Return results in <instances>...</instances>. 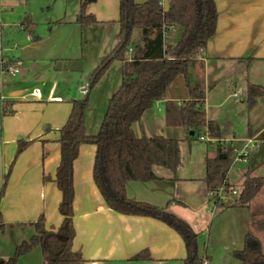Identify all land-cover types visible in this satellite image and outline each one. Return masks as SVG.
I'll use <instances>...</instances> for the list:
<instances>
[{
    "label": "crops",
    "instance_id": "crops-1",
    "mask_svg": "<svg viewBox=\"0 0 264 264\" xmlns=\"http://www.w3.org/2000/svg\"><path fill=\"white\" fill-rule=\"evenodd\" d=\"M170 1L162 0L164 9H168ZM215 2L218 9L216 33L209 40L205 53L192 63L189 79L192 85L200 86L205 92L203 107L207 119L218 122L208 117L206 108L208 102H216L219 96L223 95L221 101H217L220 103H215L216 106L231 95L237 97L240 89H237V81L234 80L236 73L231 70H244L247 83L258 89L255 104L264 100V0ZM87 13L94 15L96 21L91 25L99 28L103 37L109 33L101 55L98 52L90 68L84 67L82 36H79L77 26L71 25L73 20L67 21L60 17L64 18L61 23L55 24L46 33L36 34L31 29V15L26 13L20 21V29L24 32L15 34L16 40L13 38L8 42L4 41L5 27L0 23V192L12 165L0 202L3 221L7 226H28L27 223L37 221L41 214L45 216L49 230H56L63 221L59 211L62 192L54 180L61 158V144L58 142L60 129L69 118L72 100L83 97L93 69L116 45L119 0H93L87 7ZM64 23L75 27L70 35L58 32L59 25ZM175 29L171 28L167 33V44L168 38L174 40L172 36ZM110 36L115 38L113 43H106ZM119 63L122 74V63L116 61L91 91L85 113L86 128L91 134L96 133L101 124L100 119L94 124L89 121L90 105L95 99L94 91L103 86L112 69ZM14 68L18 71L14 72ZM179 79L180 76L172 85L181 81ZM224 80L233 82V93H230L231 87H226L229 93H224ZM36 86L40 91H33ZM116 88L111 87L110 92L114 93ZM169 90V95L167 92L162 100L166 108L161 104L163 102L158 101L143 114L140 121L148 113L152 112L155 116L165 108L172 123H178L179 108L189 99V89L186 84L185 90L180 92L181 96L189 95L183 100H176ZM113 93H107V98ZM5 102H11L7 107L12 113H3ZM140 128L145 130L144 122ZM260 130L253 135L258 136ZM22 141L30 143L19 153ZM96 150L95 144H81L74 161L73 209L76 234L73 249L81 252V264H182L187 250L183 238L174 228L153 217L119 213L106 204L93 177ZM180 169V164L176 169L155 166L157 178L129 181L127 195L133 200L166 207L194 228L195 219L192 214L204 207L207 197L208 200L210 198L206 183L207 168L192 175L181 173ZM229 172V183L239 187L236 182L230 181ZM45 175L52 179L44 180ZM229 209L245 220V226L248 217L240 211H251V205L248 208ZM259 218L255 217L254 222ZM141 252H144L142 259H132ZM204 257L207 264H210L209 255L205 253Z\"/></svg>",
    "mask_w": 264,
    "mask_h": 264
},
{
    "label": "trees",
    "instance_id": "trees-1",
    "mask_svg": "<svg viewBox=\"0 0 264 264\" xmlns=\"http://www.w3.org/2000/svg\"><path fill=\"white\" fill-rule=\"evenodd\" d=\"M93 0H80L76 21L82 25L96 21L87 13ZM29 19V17H28ZM59 22V21H58ZM57 22V23H58ZM118 32L116 45L111 53L93 69L85 94L72 100V110L66 124L60 129L58 142L61 144V158L54 177L62 192L59 211L63 216L56 230H49L45 216L29 222L35 232L29 240L22 241L6 264H16L18 258L40 246L44 264H81L80 251L73 249L75 238L74 209V161L79 147L84 143L97 146L93 177L106 204L113 210L135 216H148L164 221L183 238L187 255L182 264H205L199 253L200 232L195 231L185 220L167 210L145 201L128 197L129 181H150L157 178L154 167L163 166L176 169L180 156L179 141L164 135L138 136L133 128L143 114L158 101L166 97L172 83L184 76L190 97L179 108L178 122L194 132L204 130L211 138L220 137V125L207 119L203 109L205 92L198 85H192L189 70L192 63L202 56L209 40L215 35L218 23V9L215 0H171L168 9L162 0H119ZM171 28L181 27L180 37L173 43H166V35ZM136 28L142 30L143 42L136 46L129 59L128 51ZM119 61L122 63V78L118 89L108 100L106 111L99 129L91 134L87 131L85 113L89 106L91 91L98 85L109 68ZM250 99L253 102L257 89L251 86ZM5 102L3 113H12ZM30 142L19 144V153ZM219 155L207 165L206 183L209 190L227 177L229 158L227 148L218 142ZM6 176L0 192V202L5 191ZM44 180H51L45 175ZM233 186V185H232ZM264 187V176L246 173L240 194L229 204H221L222 209L230 207L248 208ZM210 201V198H209ZM180 203V202H179ZM256 226L264 233V217L256 220ZM6 224L0 210V232ZM144 252L134 256L142 259ZM242 264H264V240L252 231L245 234L244 245L234 251Z\"/></svg>",
    "mask_w": 264,
    "mask_h": 264
},
{
    "label": "rangeland",
    "instance_id": "rangeland-1",
    "mask_svg": "<svg viewBox=\"0 0 264 264\" xmlns=\"http://www.w3.org/2000/svg\"><path fill=\"white\" fill-rule=\"evenodd\" d=\"M79 5V0H0V23L5 27L3 33L4 41H11L16 37L15 34H22L24 32L20 29V21L26 13L31 15V29H34L36 34L48 32L55 24L61 23L64 18L67 21L73 20L74 23L71 25L77 26L78 34L82 36L84 67L90 68L95 63V59H97L95 57L98 52L101 55L104 41L109 36V33H106L103 37L99 28L94 25L83 26L78 23L75 20V13L79 12ZM55 20L57 21L54 22ZM64 24L59 25L60 29H57L59 30L58 32L70 35L75 27L68 25L69 23ZM181 31V27L175 29L174 35L172 36L174 40L173 38L172 40L168 38L169 43L175 42L180 37ZM14 39L16 40V38ZM114 39L110 36V40H107L106 43H113L112 41ZM142 42V30L136 28L133 32L130 50L128 51L130 58L134 55L136 46L142 44ZM231 71L236 73L234 80L237 81V89H240L237 97L231 95L221 105L216 106L215 103L218 100L221 101V97H223V95L219 96L220 99L216 100V102H208L206 108L208 117L216 119L221 125L220 137L218 139L209 137L204 130H199L195 134H191L193 130H189L179 122L172 123V120L166 113V103L162 101L163 99L160 100L163 102L161 104L165 107L163 111H156L158 114L155 116L152 112L148 113L143 121L135 123L134 129L139 136L164 135L177 139L180 147L178 165L180 164L181 166L180 172L186 173L187 175L206 170L209 161L214 160L219 155V140L227 148L230 167L235 158L233 149L241 146L249 139H254L258 145L257 147L251 146L248 159L246 161L241 160L230 168V181L236 182L239 188H241L246 179L247 172L252 176H264V100L262 102H256V104L255 99L252 102L250 99L252 91L251 85L247 83L244 70L238 71L236 69ZM121 78V65L119 63L112 69L103 86L100 89H95V99L90 105L89 121L91 124H94L97 119L102 121L109 99L107 98L109 97L107 93H113L110 92L111 87L112 89L113 87H117L116 89H118ZM183 78L184 76H180L179 80L181 81H176L170 90L168 89L170 95L176 97V100H183L189 97V95L181 96L180 94L182 90H185L186 86ZM230 82L224 80V93L226 92V87H231L230 93H233L235 88L232 89L234 85L233 82ZM33 89V91H40L37 86ZM257 94L258 89L255 97ZM220 101L217 103H220ZM203 109L205 110L204 107ZM100 116L102 118H98ZM142 122L146 125L143 131L140 128ZM260 128L262 130H260L258 136H254L253 134ZM240 212L247 214L248 218L245 226H243L245 220L243 218L240 219L234 211L229 208L222 209L221 206H216L213 200L209 201L207 197L205 206L196 211L195 214H192L195 219L193 229L200 232L198 239L199 253L201 256H205V253H207L210 264H242L241 261L235 258L234 250L243 247L245 232L252 231L264 240V233L254 222L255 217H264V187L252 201L251 211L246 210ZM34 232V228L30 225H6L5 229L0 232L1 255L7 260L11 258L16 247L22 241L29 240ZM16 264H44L41 247L35 246L28 253L21 255Z\"/></svg>",
    "mask_w": 264,
    "mask_h": 264
},
{
    "label": "built area",
    "instance_id": "built-area-1",
    "mask_svg": "<svg viewBox=\"0 0 264 264\" xmlns=\"http://www.w3.org/2000/svg\"><path fill=\"white\" fill-rule=\"evenodd\" d=\"M171 29V27H169ZM167 36V35H166ZM14 72L18 71L17 69H13ZM38 94V92H36ZM58 101L61 98H57ZM258 143H255V140L249 139L248 141L244 142L241 146L234 148L233 153L235 154V158L232 161L231 166H235L241 160L246 161L250 155L251 146L257 147ZM229 167V170L231 168ZM241 188L237 186H232L228 178L224 179L218 185L212 187L209 190V197L210 201L213 200L216 206H221V204H229L230 202L234 201L236 197L239 196ZM7 259L1 255V247H0V264H6ZM207 264V262H205Z\"/></svg>",
    "mask_w": 264,
    "mask_h": 264
},
{
    "label": "water",
    "instance_id": "water-1",
    "mask_svg": "<svg viewBox=\"0 0 264 264\" xmlns=\"http://www.w3.org/2000/svg\"><path fill=\"white\" fill-rule=\"evenodd\" d=\"M191 134H194V131H192Z\"/></svg>",
    "mask_w": 264,
    "mask_h": 264
}]
</instances>
